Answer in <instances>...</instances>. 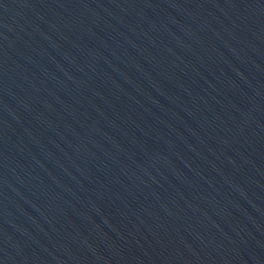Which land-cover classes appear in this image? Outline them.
Returning a JSON list of instances; mask_svg holds the SVG:
<instances>
[{"label":"water","instance_id":"obj_1","mask_svg":"<svg viewBox=\"0 0 264 264\" xmlns=\"http://www.w3.org/2000/svg\"><path fill=\"white\" fill-rule=\"evenodd\" d=\"M0 264H264V0H0Z\"/></svg>","mask_w":264,"mask_h":264}]
</instances>
